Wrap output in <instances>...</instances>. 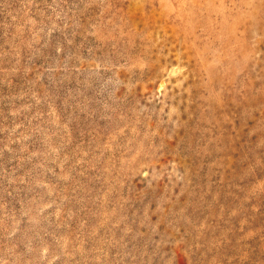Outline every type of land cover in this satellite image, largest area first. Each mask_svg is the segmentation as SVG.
Here are the masks:
<instances>
[{
	"label": "rangeland",
	"instance_id": "1",
	"mask_svg": "<svg viewBox=\"0 0 264 264\" xmlns=\"http://www.w3.org/2000/svg\"><path fill=\"white\" fill-rule=\"evenodd\" d=\"M0 264H264V0H0Z\"/></svg>",
	"mask_w": 264,
	"mask_h": 264
}]
</instances>
